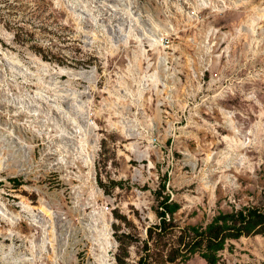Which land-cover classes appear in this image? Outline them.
Masks as SVG:
<instances>
[{
	"label": "rangeland",
	"instance_id": "obj_1",
	"mask_svg": "<svg viewBox=\"0 0 264 264\" xmlns=\"http://www.w3.org/2000/svg\"><path fill=\"white\" fill-rule=\"evenodd\" d=\"M165 197L264 264V0H0V264H139Z\"/></svg>",
	"mask_w": 264,
	"mask_h": 264
},
{
	"label": "trees",
	"instance_id": "obj_2",
	"mask_svg": "<svg viewBox=\"0 0 264 264\" xmlns=\"http://www.w3.org/2000/svg\"><path fill=\"white\" fill-rule=\"evenodd\" d=\"M100 185L102 186L101 183ZM159 207V224L147 229L148 240L144 242L143 247L146 252L149 251L148 241H152L154 249H152L151 258L142 257L139 264L172 263L178 256L185 261L195 253H199L207 264H216L219 259L217 255L223 249L225 241L237 238L243 233L249 234L262 217L261 214L256 213V210L244 209L235 215H220L205 228L186 227L180 229L179 235H177L174 230L176 224L173 214L179 208L178 204L169 202V198L165 197L159 202ZM230 223L231 225H229ZM165 246H169V248L164 253ZM153 256L154 262L151 260ZM116 262L126 264L125 261L117 257Z\"/></svg>",
	"mask_w": 264,
	"mask_h": 264
}]
</instances>
